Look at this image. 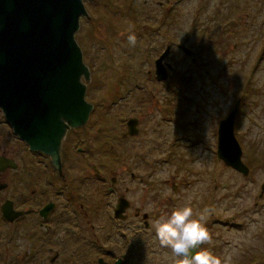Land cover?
<instances>
[{
	"label": "rangeland",
	"instance_id": "obj_1",
	"mask_svg": "<svg viewBox=\"0 0 264 264\" xmlns=\"http://www.w3.org/2000/svg\"><path fill=\"white\" fill-rule=\"evenodd\" d=\"M82 1L87 13L81 16L75 33L89 73V76H82V81L86 84L85 98L97 105L91 118L93 121L100 118L103 130L101 134L94 132L89 137L91 153L87 157L76 154V157L86 160L88 168L94 161L100 165L103 163V169L110 166L113 130L123 129L122 118L127 117L131 107L134 111L135 105H138L136 99L139 95L136 94H148L154 87L147 77L148 71H154V61L148 53L150 49H161V45L157 44H164L166 38L184 41L191 50H197L199 45L196 55L200 62L192 61L184 52L173 53L172 60L178 61V68L186 78L180 85L189 90L187 95H183H186L185 99H181L182 95L171 93L167 96H171L173 102L179 99V106L186 114L183 117L199 121L197 128L200 131L204 129L202 124L206 126L200 138L206 139L205 144L214 151L211 120L227 112L223 102L218 104L222 99V95L218 94L219 89L222 91L225 88L226 77L230 78L233 97L239 94L241 87L247 86L254 91L250 92L243 106L241 125L237 131L243 149L242 158L249 165L250 172L243 175L215 159L216 169L222 165L223 168L212 176L211 150H206L209 151L208 155L201 148L190 147L189 141H178L168 164L162 170L153 168L152 182L157 187L166 182L163 196L169 199L180 195L181 205L190 204L194 218L200 213L204 214L202 223L212 218L221 222L230 221V224L216 223L212 234L217 241L222 238L227 242L221 249L222 258L231 255L232 264H264V193L260 197L264 184V0H168L167 18V8L160 5L166 0ZM176 1L177 5H172ZM197 6L200 15L199 25L195 27L193 13ZM172 7L175 8L173 11ZM217 7L221 10L217 11ZM239 15L242 25L223 26L225 18ZM250 27H254L253 32ZM130 28L137 36L135 47L127 42ZM149 40H155L153 44L157 46L149 48ZM256 61H259L258 68ZM136 84L140 85V88L133 89L136 99L134 97L126 104L129 107L117 109L113 103ZM196 101L198 109L195 107ZM150 102H154V99ZM147 108L148 114L153 116V119L148 114L146 117L150 130H146V135L137 140L140 146L145 144L148 147L158 139L155 135L160 131L154 130L159 127L158 112L150 104H147ZM172 133L179 136L183 131L172 128ZM101 141L103 146L100 145ZM115 145L124 155L123 144L116 142ZM192 155L196 156V160L195 157L190 159ZM128 162L129 159H125L123 164ZM172 181L184 185L174 193ZM135 182L138 183V180ZM130 228L136 232L144 230L143 226L140 230L136 221ZM173 259L172 254L167 253L151 256L153 264H173Z\"/></svg>",
	"mask_w": 264,
	"mask_h": 264
},
{
	"label": "flooded vegetation",
	"instance_id": "obj_2",
	"mask_svg": "<svg viewBox=\"0 0 264 264\" xmlns=\"http://www.w3.org/2000/svg\"><path fill=\"white\" fill-rule=\"evenodd\" d=\"M167 1L160 4L165 9L168 7ZM176 3L178 1L172 5L176 6ZM171 9L173 11L175 8ZM195 10L193 17L196 27L199 25V7ZM216 10L220 11L221 8L217 7ZM167 14L168 8L165 11L166 18ZM242 22L240 15L236 18L227 17L223 26L233 27L242 25ZM253 29L254 27H250L252 32ZM154 42L155 40H149L148 47L161 45V49L156 47L148 51L154 61V71H148L147 77L154 83V87L148 94L137 93L139 98L136 99L133 89L140 88V85L136 84L124 95L119 96L116 104L113 103L117 109L121 106L126 108L129 107L126 104L135 97L138 105H135L134 111L131 107L127 117L122 118L123 129L113 130V155L110 166L106 169H103V163L100 165L95 161H92L88 168L86 160L76 157V154L87 157L91 153L89 137L94 132L101 134L103 130L101 119L93 121L91 118L96 112L97 105L94 103H91L92 109L83 125L66 130L56 159L40 149L31 148L14 133L0 109V264H153L152 254H171L169 249L160 246L153 225L161 216H169L177 207H182V198L179 195L166 199L163 196L166 182L158 187L153 184L152 170H162L168 164L175 142L189 141L190 147L201 148L203 151L211 149L205 144L206 139L200 138L206 126L202 124L204 129L200 131L197 128L199 121L183 117L186 114L179 106V99L173 102V98L167 96L171 93L182 95L181 99H185L189 90L180 85L186 78L178 68V61L172 60L173 53L184 52L192 61L200 62L201 59L196 55L199 53V45L197 50H191L186 42H178L174 38H166L164 44L162 42L154 45ZM197 43L199 44V40ZM162 55L164 56L161 63L167 75L159 80L156 74L157 61ZM259 61H256L257 65ZM228 79L230 78L226 77V86L222 91L219 89L218 93L222 95L218 104L223 102L227 112L224 115L218 114L211 120L210 131L214 149L211 150L212 176H216L223 168L222 165L216 169L215 159L231 167L220 159L217 153L220 122L237 105L234 133L239 141L237 131L241 125L243 106L250 92L254 93L246 86L241 87L239 94L233 97ZM151 99H154V102H150ZM147 104L152 105L158 112L159 127L154 130L160 131L155 135L158 139L148 147L145 144L140 146L137 140L146 135V130H150L146 117L153 119V116L148 114ZM195 104L198 109V102ZM177 112L180 113L176 115ZM130 119H135L136 122L132 128L134 133L129 132ZM172 128L182 130L183 133L174 135ZM239 137L242 140L240 130ZM116 142L123 144L124 155L115 145ZM100 145L103 146L102 141ZM206 153L209 155V151ZM194 157L196 160L194 155L190 159ZM201 158L203 159V156ZM125 159H129V162L123 164ZM179 168L178 163L177 169ZM135 180H138V183ZM182 185V182H171L174 193L180 190ZM261 195L260 197H263V193ZM200 216L203 220L204 214L200 213ZM135 221L138 222L140 230L142 226L144 230L136 232L130 228ZM216 223L230 224V221L221 222L212 218L211 221L203 223L211 236L215 232ZM226 243L222 238L217 241L212 237V242L202 244L200 250H211L221 256V249Z\"/></svg>",
	"mask_w": 264,
	"mask_h": 264
},
{
	"label": "water",
	"instance_id": "obj_3",
	"mask_svg": "<svg viewBox=\"0 0 264 264\" xmlns=\"http://www.w3.org/2000/svg\"><path fill=\"white\" fill-rule=\"evenodd\" d=\"M86 14L82 0H0V109L14 133L56 159L70 127L83 125L88 67L75 33ZM157 61V78L167 72ZM237 105L220 122L218 157L249 174L234 133ZM133 132L135 119L128 121ZM264 193V184L261 194Z\"/></svg>",
	"mask_w": 264,
	"mask_h": 264
},
{
	"label": "clouds",
	"instance_id": "obj_4",
	"mask_svg": "<svg viewBox=\"0 0 264 264\" xmlns=\"http://www.w3.org/2000/svg\"><path fill=\"white\" fill-rule=\"evenodd\" d=\"M127 42L132 47L137 43V36L131 28ZM201 216L194 218L190 204L177 207L169 216H161L153 225L160 246L171 250L173 264H232L231 255L222 258L211 250H200L202 244L212 241Z\"/></svg>",
	"mask_w": 264,
	"mask_h": 264
},
{
	"label": "bare ground",
	"instance_id": "obj_5",
	"mask_svg": "<svg viewBox=\"0 0 264 264\" xmlns=\"http://www.w3.org/2000/svg\"><path fill=\"white\" fill-rule=\"evenodd\" d=\"M86 13H87V10H86Z\"/></svg>",
	"mask_w": 264,
	"mask_h": 264
}]
</instances>
